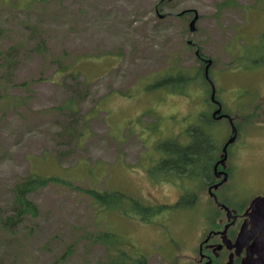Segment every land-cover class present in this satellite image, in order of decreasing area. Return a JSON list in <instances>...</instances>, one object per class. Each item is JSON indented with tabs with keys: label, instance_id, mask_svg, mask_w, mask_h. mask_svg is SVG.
I'll list each match as a JSON object with an SVG mask.
<instances>
[{
	"label": "rangeland",
	"instance_id": "obj_1",
	"mask_svg": "<svg viewBox=\"0 0 264 264\" xmlns=\"http://www.w3.org/2000/svg\"><path fill=\"white\" fill-rule=\"evenodd\" d=\"M160 2L0 0V264H106L117 252L102 238L108 232L149 264H190L203 216L216 209L201 180L169 176L160 162L166 146L185 145L194 127L204 130L211 86L197 48L212 61L216 98L240 130L230 151L241 198L264 190V65L253 67L264 50V0ZM178 73L195 78L185 95L159 85ZM69 99L78 111L63 110ZM209 127L221 149L230 125ZM30 173L72 186L30 194L38 216L6 228L12 189ZM79 187L169 208L143 222ZM180 195L195 205L174 208Z\"/></svg>",
	"mask_w": 264,
	"mask_h": 264
},
{
	"label": "flooded vegetation",
	"instance_id": "obj_2",
	"mask_svg": "<svg viewBox=\"0 0 264 264\" xmlns=\"http://www.w3.org/2000/svg\"><path fill=\"white\" fill-rule=\"evenodd\" d=\"M156 11L159 14L158 7ZM159 16L162 17V15ZM197 52L198 49L196 50V54ZM200 60H202L203 63L205 61L202 55ZM218 102L222 106L219 100ZM258 105H260V101L256 104V107ZM218 109L219 105L211 101L207 112L201 113L200 115V120L204 119V122L207 121L208 123V126L206 123H201L204 124V132L213 141L214 139L210 133L209 127L210 123L225 121L231 126L229 113L225 112L222 106V111L215 115ZM220 116L223 117L218 119ZM205 117H207L208 120ZM169 120L172 121L173 116H169ZM182 121H185V118H183ZM236 127L238 128L237 125ZM238 131L240 132L239 128ZM231 137L232 135H230L228 140ZM228 140L223 144L221 149L217 148L218 145L216 146L211 169L207 173L196 172L195 174H186L188 180H201L204 183L205 197H208L213 208L216 209V211L211 213V216H208V214L203 216L205 221H202V226L201 228L199 227L198 234L195 235L197 238L194 243L195 253L190 256V264H257L256 260L259 257L258 251L260 252L258 243L263 233L260 228H257L258 225L255 224V226H252L250 214L252 212L251 205L253 200L257 197L264 196V190L251 195L253 198H241L237 183L239 166L235 162L236 152L230 151L231 147L237 144L238 138L233 144L228 146L227 160L221 162L223 150ZM192 142L193 138L191 133V137L186 145L189 146ZM238 152L240 153V149H238ZM195 193V197L198 196V198H200L202 192L197 189ZM191 194L193 195V192H191ZM184 196L185 195H180L179 199L174 203V208L182 210L192 208V206L195 205L184 202L183 207H177ZM197 201L198 200H193V203H197ZM165 206L168 207L169 205ZM242 234L245 235L246 240L243 241L241 245H238V240Z\"/></svg>",
	"mask_w": 264,
	"mask_h": 264
},
{
	"label": "trees",
	"instance_id": "obj_3",
	"mask_svg": "<svg viewBox=\"0 0 264 264\" xmlns=\"http://www.w3.org/2000/svg\"><path fill=\"white\" fill-rule=\"evenodd\" d=\"M42 47L43 46L40 45L38 49L41 51ZM45 51L46 50L44 49V53ZM199 61L202 65V61ZM262 65H264V50L262 52L261 60L255 62L253 67L258 68ZM80 74L81 73L79 71H74L71 75L73 77H77ZM186 76H183L182 73H178L176 76H169L168 78L163 79L159 82V85L169 87L171 90L175 88L176 90L174 89V91L176 93L185 95L189 85L192 83V80L195 79L194 77H189L188 75ZM181 86L182 89H179ZM77 107V100L69 99L64 104L63 110H68V112L74 113V111H78ZM96 107H98V105ZM205 118L208 120L207 117ZM191 133L193 142L189 146L186 144L180 145L176 146V149H170L166 146L167 154H164L163 158L165 159L162 160L160 165L165 174L169 176H181V174H195L196 172L207 173L211 169L216 147L214 146L211 138L206 135L202 128L196 129L194 127L192 128ZM199 133L200 135L196 137V134ZM51 184H64L72 186L68 180L56 177H46L36 173H30L26 177L19 178L12 189V205L14 214L4 219V227L11 229L20 225L27 218H36L38 216L37 206L29 199V195L42 191L45 187ZM79 189L88 194L93 201L97 202L102 207L109 210L118 209L121 212L130 214L143 222H150L154 217L162 214L169 208L162 205L149 206L141 199L127 195L120 191L98 190L95 188L83 189L81 187H79ZM185 198V196L182 197L181 202L177 205V207L181 208L184 206ZM102 238L107 246L117 245V252H110L106 264H149L148 257L145 255L138 254L137 252L132 255L123 245V240L116 233H105L102 235Z\"/></svg>",
	"mask_w": 264,
	"mask_h": 264
},
{
	"label": "water",
	"instance_id": "obj_4",
	"mask_svg": "<svg viewBox=\"0 0 264 264\" xmlns=\"http://www.w3.org/2000/svg\"><path fill=\"white\" fill-rule=\"evenodd\" d=\"M162 1H164V0H162ZM197 21H198V15L196 14L195 18L190 23V31L192 34L196 33L197 29L195 27V24ZM197 54H199V53L197 52ZM206 62H207V66H206L205 76H206L207 81L210 83V85L212 87L211 99H212V102L217 103L219 105V109L215 113V115H217L222 111V106L216 100V97H215L216 96V89H215L213 82L211 81V79L209 77V68L212 64V61L207 60ZM222 117L223 116H220L218 119H221ZM229 119H230L231 127H232V137L228 140L227 144L224 147L221 162H225L227 160V155H228L227 148L229 145L233 144L238 137V129L234 125L233 119L231 117H229ZM251 209H252V212H251L250 216L252 219V222H251L252 226H255V224L258 225L257 228L258 229L260 228L262 230V233H263V235H262V237L258 243L260 252L258 251L259 257L256 260V263L257 264H264V196L257 197L256 199H254L252 202V205H251ZM229 214H231V213H229ZM245 240H246L245 235L242 234L240 236V239L238 240V245H241L243 243V241H245Z\"/></svg>",
	"mask_w": 264,
	"mask_h": 264
}]
</instances>
